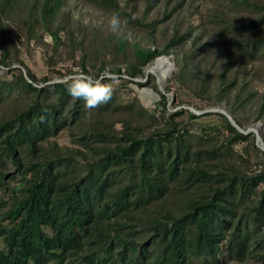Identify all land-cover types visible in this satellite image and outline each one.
<instances>
[{"label": "trees", "instance_id": "1", "mask_svg": "<svg viewBox=\"0 0 264 264\" xmlns=\"http://www.w3.org/2000/svg\"><path fill=\"white\" fill-rule=\"evenodd\" d=\"M82 1L110 23L105 31L89 25L78 39L80 28L62 16L66 0H0V264H264V166L251 169L264 164V151L238 128L260 120L264 143V92L240 72L264 62V0H209L195 36L159 30L163 19L150 17L158 0ZM5 18L27 41L40 40L38 30L51 36V67L63 45L80 70L110 83L108 70L123 87H149L136 80L144 67L175 54L178 87L225 101L238 127L224 114L199 128L202 115L167 114L155 84L161 111L137 94L118 97L117 88L88 110L67 90L71 67L52 69L66 79L38 86L53 75L12 66L24 64ZM130 32L161 40L146 44ZM62 132L72 145L57 143Z\"/></svg>", "mask_w": 264, "mask_h": 264}, {"label": "rangeland", "instance_id": "2", "mask_svg": "<svg viewBox=\"0 0 264 264\" xmlns=\"http://www.w3.org/2000/svg\"><path fill=\"white\" fill-rule=\"evenodd\" d=\"M209 4V0H158L156 1V6L150 12V17L163 19V22L157 24L158 29L165 28L166 34L170 35L174 31L178 30L182 32L183 30H187L191 32V35L199 34V28H195L200 22V14ZM174 7V10L170 11ZM136 11L140 14L143 11V4L140 2L136 7ZM137 13V14H138ZM64 22L70 26H76L80 28L78 33V39H81L84 35L83 32H86V29H89V25H99L102 30H106L105 27L108 25L107 18L104 13L99 10L88 6L82 0H66V5L63 8L62 16ZM2 22L6 25L11 26V31H8V34L15 41L17 48L19 49L18 59L23 62V66L14 63L12 66H16L21 68L23 73L25 74L26 68L31 70L36 74L38 78H41L47 74L53 75V77L48 80L38 84V86H46L50 85L53 81L66 79L63 77H59L53 70H59L64 72L66 68H72L75 72L80 71L78 66L73 65V61L66 56L64 53L65 47L63 45L60 46V54L54 57L55 64L51 67L48 64L49 56L52 55L50 51V47L52 45L51 36L44 32L43 30H38L36 34L41 37L38 39H31L27 41L24 34L22 33L21 28L15 25L10 19H2ZM21 22V23H20ZM65 23V24H66ZM19 24L22 25V21L19 20ZM83 28V29H82ZM86 28V29H84ZM82 29V31H81ZM62 40L66 42L64 31L59 32ZM130 38L139 40L140 42L146 44H154L155 42H160L161 36L158 32L149 36L145 33H134L130 32ZM190 40L187 41L186 46L190 44ZM79 52L76 51L75 60L79 58ZM161 57V56H159ZM156 57L152 62L148 63L143 71L145 76L142 78H136V80L147 83V86H138L130 83L128 86H119L120 77L115 73H112L108 70L103 72V76H106L110 79V83L114 85V88L118 89V97L123 99L129 98L134 94L139 95V98L142 104L147 109H157L161 111L160 103H157L160 99V95L158 92H161L165 96L166 101V111L168 113H173L176 110L186 109L191 111L197 115H202L201 118L195 120L196 127L199 128L202 124H207L208 126L218 125L223 123L220 119L219 114H224L222 111H227L226 113L230 115L231 119L234 121V118L228 108V104L224 102H217L213 95L210 93V97L206 99H201V97L193 95V93H187L186 90L178 87V84L173 80L172 75L175 70L174 60L175 54L170 55H162L167 59V62L162 63L161 67L150 69L149 66L155 64L156 60L159 58ZM0 73L4 74L7 72V69L0 65ZM243 70V72H242ZM242 76L245 74L246 79L251 80V85L253 89L264 92V62L260 60H255L247 63L246 69L245 67L240 71ZM123 77H127L122 75ZM152 84H155L158 92L155 89L150 88ZM210 88H213L212 78L207 84ZM243 112L242 114H244ZM225 115V114H224ZM226 116V115H225ZM226 118H228L226 116ZM229 119V118H228ZM230 121V120H229ZM231 122V121H230ZM235 122V121H234ZM202 123V124H201ZM237 125V123L235 122ZM245 129H250L255 135V144L256 146L264 151V143L261 140L260 132L262 131L263 125L260 120H252L248 124H245ZM118 126V125H116ZM238 126V125H237ZM239 130L243 129L242 127H238ZM245 131V130H243ZM258 132L259 138H257L256 133ZM55 140L59 145H72L70 142V138L66 132H62L55 137ZM235 152H241L242 146L240 144H236L233 146ZM251 161L259 159H255L254 154L252 153ZM264 164L259 163L256 167L252 165L253 171H258L259 168H262ZM250 172V170L248 169ZM13 183V182H11ZM228 264H254L251 260L246 262H236L230 261Z\"/></svg>", "mask_w": 264, "mask_h": 264}, {"label": "clouds", "instance_id": "3", "mask_svg": "<svg viewBox=\"0 0 264 264\" xmlns=\"http://www.w3.org/2000/svg\"><path fill=\"white\" fill-rule=\"evenodd\" d=\"M105 81L106 78L80 70L74 72L65 83L74 101L83 100L88 110H95L108 103L113 96L114 85Z\"/></svg>", "mask_w": 264, "mask_h": 264}, {"label": "bare ground", "instance_id": "4", "mask_svg": "<svg viewBox=\"0 0 264 264\" xmlns=\"http://www.w3.org/2000/svg\"><path fill=\"white\" fill-rule=\"evenodd\" d=\"M164 62H167V59L165 58V57H159L157 60H156V62H155V64L154 65H152V66H149L148 68H150V69H153V68H159V67H161V65H162V63H164Z\"/></svg>", "mask_w": 264, "mask_h": 264}, {"label": "water", "instance_id": "5", "mask_svg": "<svg viewBox=\"0 0 264 264\" xmlns=\"http://www.w3.org/2000/svg\"><path fill=\"white\" fill-rule=\"evenodd\" d=\"M226 112H227V111H222V113H224V114L229 118V120L231 121V123H232L235 127H238V126L235 124V122L231 119L230 115L227 114ZM240 131H243V130L240 129ZM249 131H251V130H250V129H246V130L243 131V132L247 133V132H249ZM256 136H257V138H259V134H258V132L256 133ZM262 149L264 150V148H262Z\"/></svg>", "mask_w": 264, "mask_h": 264}]
</instances>
